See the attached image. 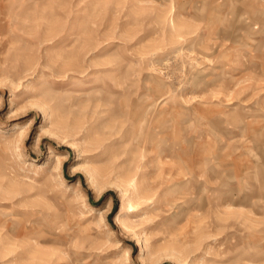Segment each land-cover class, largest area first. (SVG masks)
I'll use <instances>...</instances> for the list:
<instances>
[{
	"label": "rangeland",
	"instance_id": "374dc122",
	"mask_svg": "<svg viewBox=\"0 0 264 264\" xmlns=\"http://www.w3.org/2000/svg\"><path fill=\"white\" fill-rule=\"evenodd\" d=\"M0 264H264V0H0Z\"/></svg>",
	"mask_w": 264,
	"mask_h": 264
}]
</instances>
